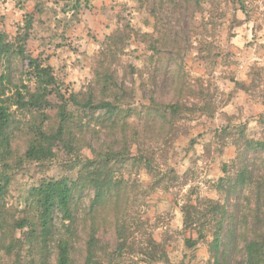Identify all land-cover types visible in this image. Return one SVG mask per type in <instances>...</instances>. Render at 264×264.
<instances>
[{
    "label": "rangeland",
    "instance_id": "rangeland-1",
    "mask_svg": "<svg viewBox=\"0 0 264 264\" xmlns=\"http://www.w3.org/2000/svg\"><path fill=\"white\" fill-rule=\"evenodd\" d=\"M153 1L0 0V32L17 43L29 35L19 42L24 53L2 62L0 75L7 73L12 81L6 96L22 82L33 89L29 70L38 59L53 67L65 94L74 92L80 101H116L120 109L104 121L98 112L69 105L75 113L76 150L90 158L118 153L112 165L127 189L119 209L112 204L99 211L101 243L111 247L117 214L139 237L150 232L169 262L112 256L111 264H212V229L197 239L196 228L183 227L181 208L221 197L216 183L225 165L232 174L241 133L264 139V0ZM25 23H30L28 30ZM95 69L108 80L107 90L94 78ZM48 100L45 125L54 127L58 100ZM171 104L178 105L177 113L168 108ZM16 117L11 138L20 163L10 170L6 219L24 216L23 200L31 186L61 176L75 179L79 168H71L77 158L60 143L49 160H26L31 116L18 112ZM253 162L261 164L259 158ZM92 193L85 189L75 200L80 237L72 264H99L98 258L87 262L84 248ZM231 258V264H243L240 250ZM54 259L52 254L50 264ZM12 261L1 252L0 264Z\"/></svg>",
    "mask_w": 264,
    "mask_h": 264
},
{
    "label": "trees",
    "instance_id": "trees-1",
    "mask_svg": "<svg viewBox=\"0 0 264 264\" xmlns=\"http://www.w3.org/2000/svg\"><path fill=\"white\" fill-rule=\"evenodd\" d=\"M150 10L155 16V9L151 7ZM29 25L25 23L27 30ZM28 36L26 32L24 36L18 37L20 41L17 43L10 41L7 33L0 32V64L9 61L11 54L22 55L24 48L19 42H24ZM94 78L97 82L102 81L103 90H107L108 80L97 69ZM28 79L33 82V89L22 82L6 96L12 81L7 73L0 75V254L3 251L9 255L13 264H50L52 254L55 264H72V249L80 237L78 219L74 213L75 200L78 193L89 189L93 193L87 208L92 221L84 240L87 262L98 258L99 264H111L112 256H132L145 258L150 263L157 259L168 263L165 249L150 232L145 231L143 234L137 230L141 235L139 237L135 234L136 230L117 214L114 217L111 247L101 243L103 239L96 225L99 211L112 204L119 209L127 189L124 179L115 177L112 161L117 160L118 153L108 151L90 158L82 157L80 151L76 150L73 140L75 132L72 129L75 113L69 109V105H80L92 114L98 112L104 121L115 117L120 109L116 101H80L74 92L65 94L63 83L58 81L53 67L38 59L32 60ZM49 96L58 100L54 127L45 125L50 118L46 113L51 105ZM177 106L171 104L168 108L175 114ZM18 112L31 116L28 121V134L31 137L24 152L26 160H49L54 154L55 144L60 143L68 154H75L77 158L71 168H79L75 179L61 176L31 186L23 200L24 216L6 219L5 197L11 182L10 170L20 163L13 157L11 138L13 126L18 122ZM34 112L39 117L34 116ZM35 120L39 121L38 125ZM241 137L232 161V174L227 175L225 165V175L219 177L216 183V190L223 198L207 199L201 201L200 205L186 203L181 208L183 227L196 228L197 239H205V230L212 229L208 243L212 264H231L235 249L240 250L243 264H264V139L247 138L243 133ZM257 158L261 164L255 167L253 160ZM16 230H22L23 234L15 236ZM186 242L190 246L194 244L191 239Z\"/></svg>",
    "mask_w": 264,
    "mask_h": 264
}]
</instances>
